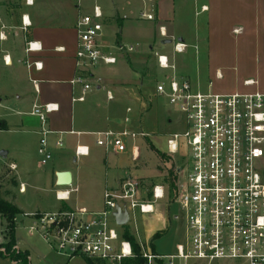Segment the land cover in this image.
<instances>
[{
  "label": "crops",
  "instance_id": "0c3cea01",
  "mask_svg": "<svg viewBox=\"0 0 264 264\" xmlns=\"http://www.w3.org/2000/svg\"><path fill=\"white\" fill-rule=\"evenodd\" d=\"M94 6L103 11L101 44L105 52L111 55L118 52L127 57L125 63L132 68L134 78L132 82L107 80L80 103L75 98L80 96L81 87L72 84L79 74L76 26ZM143 14L153 19L148 20ZM24 17L30 22L26 28ZM178 42L187 46L184 53H175ZM29 43H37L41 49L27 51ZM130 47L132 52L127 51ZM157 55L167 56L175 66L176 70L170 71L169 76L188 79L202 92L264 95V0H33V5H28L26 0H0V120L8 125V130L0 131V135L9 136L7 143L3 146L0 143V178L2 167L6 166L25 189L18 192L14 203L20 211L35 212L45 206L43 199L52 200L57 191L71 190L58 186L57 175L62 172L72 174L71 187L76 192L71 194L69 204L73 209L84 207L96 213L105 209V192L117 190L124 179L132 177V169L113 165L110 155L130 157V152L107 153L96 145L95 134L123 130L120 128L128 116V108L122 118V105L127 104L133 107L132 113H138L133 89L140 82L133 68L148 62L149 66L159 69L161 81L165 73L158 66ZM35 63L41 64V69H36ZM97 70L93 76L100 78ZM245 81L256 84L246 86ZM107 91L114 93V101L107 100ZM48 104L57 105L58 110L43 125L32 111L35 105ZM42 128L51 132L47 136V149L52 161L46 164L42 157V162L37 157ZM79 145L89 147V156L76 158L75 149ZM56 154L65 161L55 162ZM80 160H87L85 165L93 172L90 180H85L82 169L76 167ZM102 163L106 167L103 180L99 171ZM12 166L16 169L12 170ZM83 185L88 187L83 192L90 201L87 205L79 197L73 199L82 193ZM160 185L165 188V199L170 201L169 188ZM21 196H32L36 202L30 209H21L18 206L23 204ZM20 216L24 218L23 223L25 219L30 223L26 227L29 237L35 236L37 233L29 230L33 219ZM18 231H15L16 249L24 253L19 246ZM4 240L1 245L7 242ZM28 250L26 253L30 256ZM81 258L68 259L66 264ZM29 261L33 264L30 257ZM0 264L16 263L0 254Z\"/></svg>",
  "mask_w": 264,
  "mask_h": 264
},
{
  "label": "built area",
  "instance_id": "2783aa9c",
  "mask_svg": "<svg viewBox=\"0 0 264 264\" xmlns=\"http://www.w3.org/2000/svg\"><path fill=\"white\" fill-rule=\"evenodd\" d=\"M26 3L33 5V0ZM103 17L102 9L94 6L76 26L79 74L72 84L81 87V94L75 102H85L95 87L104 84L103 79L93 76L95 70L118 63L101 44ZM142 17L153 19L151 15ZM23 24L24 28L30 24L26 17ZM161 34L165 35L164 29ZM186 48L178 42L174 51L180 54ZM36 49H41L37 43L28 44L27 51ZM127 51L132 52L133 48ZM157 60L165 74L155 84V94L180 115L184 125L181 132L169 136L166 155L177 156L184 147V165L177 170L178 175L184 174V181L174 201L179 208L174 219L184 222L185 239L177 246L176 253L168 255L140 246L142 257L146 264H186L189 260L208 264H264V172L260 168L264 159V95L202 92L188 79L168 75L176 68L167 56L157 55ZM34 67L41 69L42 65L35 63ZM244 84L256 83L245 81ZM107 100H115L111 91H107ZM57 110V105H35L32 115L45 125L49 115ZM131 113L132 109L128 108L126 124L132 120ZM50 133L46 128L40 131L38 153L44 164L52 161L47 149ZM95 136L98 147L107 153L130 152L135 163L141 159L137 141L149 137L128 128ZM62 145L60 140L58 146ZM89 153L88 146L79 145L75 149L76 158L87 157ZM74 192L58 191L56 197L59 201H68ZM165 197L164 186L156 184L149 190L144 181L129 177L117 190L105 192L103 211L96 213L79 208L75 212L47 214L34 218L29 230L41 235L55 253L68 259L87 257L107 264H122L134 257V251L132 244L111 226V221L118 226L114 217L117 208L129 214V225L132 213L138 210L141 214H153L154 204ZM0 253H5L1 244Z\"/></svg>",
  "mask_w": 264,
  "mask_h": 264
},
{
  "label": "rangeland",
  "instance_id": "374dc122",
  "mask_svg": "<svg viewBox=\"0 0 264 264\" xmlns=\"http://www.w3.org/2000/svg\"><path fill=\"white\" fill-rule=\"evenodd\" d=\"M82 9V13H83ZM151 44H153L151 42ZM158 46L155 47L157 49ZM112 55L118 59L117 65L112 66H100L97 70V74L104 83L108 81L117 82L119 80H131L134 78L133 70L129 65H126L125 58L123 54L115 52ZM135 77L140 82V85L136 83L137 86L134 87L133 91L136 95L134 97L137 101L138 113H132V122L127 125L123 121V126L120 129L128 128L130 130L143 132L148 134L149 137L138 140L137 145L140 148L141 159L138 162H133L128 155L124 157H114L110 155L113 165H120L124 167H130V175L135 178L142 180L146 183L149 190L153 188L156 184H163L169 188L170 201L167 199L157 202L155 205L156 212L153 214H141L138 210L132 213L131 223L126 227L129 233L134 236L138 243H140L147 251H153V246H155L159 254H174L176 253V248L178 245L182 244L185 239V224L183 221L175 222V215L178 214V205L174 203L177 197L178 189L180 184L184 181V174L178 175L177 170L179 167L184 165L185 161V151L184 147L181 149V153L177 156H168L167 153V140L170 135L174 133L181 132L184 129L183 122L180 115L174 112V110L167 104L164 99L158 98L155 94V84L162 77L161 72L156 66H149L148 62L141 64V67L133 68ZM114 94V93H113ZM105 106V105H102ZM118 106V105H116ZM121 117L125 118L126 109L133 108L129 105H122L121 107ZM134 111V109H133ZM8 135H0V143H7ZM39 161L42 162L40 155H37ZM163 157V158H162ZM164 158L168 161H164ZM55 162L65 161L60 155H54ZM71 161V160H67ZM78 162L76 167H80L83 171L85 180H90L89 176L93 174L90 167L86 166L87 160ZM93 163L89 160V164ZM47 167V165H44ZM100 168L101 179H104L106 167L102 163ZM260 168L264 172V159L260 162ZM44 169V168H43ZM3 174L0 178V198L4 201L9 202L14 205L18 200V192L20 193V186L17 182L15 174L8 169L6 166L2 167ZM173 173L177 177V191H174L169 183V175ZM76 186V184H75ZM72 187H67V189ZM87 185H83L81 192L73 196V199L79 197L83 199L84 204H89L90 201L87 200L83 195V192L87 189ZM62 191V190H60ZM58 192V191H57ZM52 200L43 199L42 202L45 204L42 209H38L35 212L27 213L21 211V214L25 218H41L47 214L54 213H68L75 212L79 208H72L69 201H59L56 197ZM83 195V196H82ZM56 199V200H55ZM21 209H30V206L36 201L32 196H21ZM15 206V205H14ZM17 207V206H15ZM84 208V207H83ZM91 212L89 209H87ZM20 214V215H21ZM18 216V223H16L19 229L18 233L20 236V249L26 253L29 249L30 258L33 264H66L68 258L64 255L55 253L51 247L45 242V240L39 236V234L29 237L26 227L30 223L25 219L24 223L23 217ZM170 218L172 222L170 223ZM173 219L175 221H173ZM111 226L114 227L118 234L124 237L126 229L124 227L115 226L114 221H111ZM164 232V233H163ZM162 235L160 238H156V235ZM6 232H5V222L0 217V244L5 242ZM156 252V253H157ZM2 256V255H1ZM95 264H107L105 262L93 259ZM11 263V262H10ZM71 264H86L83 258L76 259ZM179 264H185L184 262H179ZM186 264H208L204 261L189 260ZM223 264V263H219Z\"/></svg>",
  "mask_w": 264,
  "mask_h": 264
},
{
  "label": "trees",
  "instance_id": "16d2710c",
  "mask_svg": "<svg viewBox=\"0 0 264 264\" xmlns=\"http://www.w3.org/2000/svg\"><path fill=\"white\" fill-rule=\"evenodd\" d=\"M8 125L5 121L0 120V131H7ZM163 158V157H162ZM164 161H168L164 158ZM177 177L173 175L171 172L169 175V183L174 191H177ZM21 214V211L15 207L14 205L10 204L7 201H4L0 198V216L6 221V240L7 242L1 247L5 249V253H0L4 257L14 261L16 264H30L29 255L28 253H23L16 249V238H15V231H16V220L17 217ZM125 226L126 232L124 233V238L128 240L133 247L134 257L125 259L122 264H146V260L141 255V247L137 243L134 236H132L128 229ZM160 235H156V238H159ZM153 251L156 252L155 246H153ZM87 264H95L93 259L84 258Z\"/></svg>",
  "mask_w": 264,
  "mask_h": 264
},
{
  "label": "water",
  "instance_id": "95a60500",
  "mask_svg": "<svg viewBox=\"0 0 264 264\" xmlns=\"http://www.w3.org/2000/svg\"><path fill=\"white\" fill-rule=\"evenodd\" d=\"M171 42V41H168ZM2 157H6V153L1 154ZM57 184L59 187H69L73 184L72 174L70 172H62L57 175ZM117 212L114 214L115 222L120 227H125L129 223V214L127 212H122L118 207Z\"/></svg>",
  "mask_w": 264,
  "mask_h": 264
},
{
  "label": "bare ground",
  "instance_id": "6f19581e",
  "mask_svg": "<svg viewBox=\"0 0 264 264\" xmlns=\"http://www.w3.org/2000/svg\"><path fill=\"white\" fill-rule=\"evenodd\" d=\"M63 195H61V197H62Z\"/></svg>",
  "mask_w": 264,
  "mask_h": 264
}]
</instances>
